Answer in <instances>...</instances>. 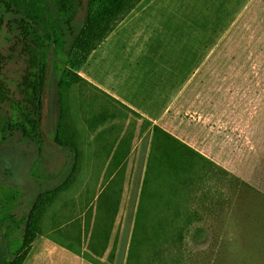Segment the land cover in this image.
Returning a JSON list of instances; mask_svg holds the SVG:
<instances>
[{"label": "rangeland", "instance_id": "obj_1", "mask_svg": "<svg viewBox=\"0 0 264 264\" xmlns=\"http://www.w3.org/2000/svg\"><path fill=\"white\" fill-rule=\"evenodd\" d=\"M21 39L0 35L12 89L29 67ZM56 62L46 142L0 143V189L18 192L20 232L74 163L53 142ZM70 69L64 122L78 171L23 264H264V0H138Z\"/></svg>", "mask_w": 264, "mask_h": 264}, {"label": "trees", "instance_id": "obj_2", "mask_svg": "<svg viewBox=\"0 0 264 264\" xmlns=\"http://www.w3.org/2000/svg\"><path fill=\"white\" fill-rule=\"evenodd\" d=\"M0 0L4 13L0 16V35L21 37L23 51L29 56V67L22 80L9 85L5 79V59L0 55V143L12 135L35 142L40 147L46 142L42 131L45 102L46 75L51 68L50 59L58 60L55 68L61 72L58 85L61 92V118L53 142L69 149L74 163L66 180L53 191L46 192V202L36 200L23 219L24 228L13 227L16 219L11 215L16 207L18 192L9 187L0 189V264H23L41 233V221L46 206L75 181L80 150L73 140L67 124V109L63 93L69 88L70 66L79 65L95 51L99 43L112 31L121 16L133 10L138 0ZM83 14V19L80 18ZM5 32V33H4ZM75 64V65H74ZM194 78L199 72H193ZM181 96L176 98L180 103ZM168 115L172 110L167 111ZM11 223V224H10ZM18 233V237L14 235ZM3 242L8 253H1Z\"/></svg>", "mask_w": 264, "mask_h": 264}, {"label": "water", "instance_id": "obj_3", "mask_svg": "<svg viewBox=\"0 0 264 264\" xmlns=\"http://www.w3.org/2000/svg\"><path fill=\"white\" fill-rule=\"evenodd\" d=\"M49 71H50V69L48 68L47 75H46V80H47V78L49 76ZM44 118H45V116H43V120H44Z\"/></svg>", "mask_w": 264, "mask_h": 264}]
</instances>
